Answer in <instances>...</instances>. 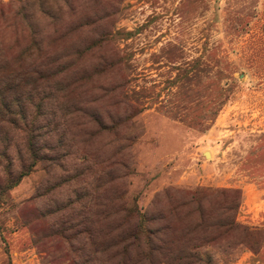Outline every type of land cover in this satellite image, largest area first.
<instances>
[{
  "label": "rangeland",
  "instance_id": "obj_1",
  "mask_svg": "<svg viewBox=\"0 0 264 264\" xmlns=\"http://www.w3.org/2000/svg\"><path fill=\"white\" fill-rule=\"evenodd\" d=\"M263 198L264 0H0V264H264Z\"/></svg>",
  "mask_w": 264,
  "mask_h": 264
},
{
  "label": "crops",
  "instance_id": "obj_2",
  "mask_svg": "<svg viewBox=\"0 0 264 264\" xmlns=\"http://www.w3.org/2000/svg\"><path fill=\"white\" fill-rule=\"evenodd\" d=\"M246 200H249V197H247ZM262 201H263V204H262L263 206H262V207H263V209H264V198H263ZM247 211H248V210H247ZM248 213H249V212H248ZM250 214H252V218H253V217H254V213H250ZM259 216H260V217H263L261 214H259Z\"/></svg>",
  "mask_w": 264,
  "mask_h": 264
},
{
  "label": "water",
  "instance_id": "obj_3",
  "mask_svg": "<svg viewBox=\"0 0 264 264\" xmlns=\"http://www.w3.org/2000/svg\"><path fill=\"white\" fill-rule=\"evenodd\" d=\"M205 155H206V156H208V154H207V153H206Z\"/></svg>",
  "mask_w": 264,
  "mask_h": 264
}]
</instances>
